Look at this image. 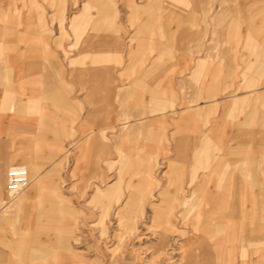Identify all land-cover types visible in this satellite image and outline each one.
Wrapping results in <instances>:
<instances>
[{"label": "rangeland", "instance_id": "1", "mask_svg": "<svg viewBox=\"0 0 264 264\" xmlns=\"http://www.w3.org/2000/svg\"><path fill=\"white\" fill-rule=\"evenodd\" d=\"M14 1L22 3V0ZM24 1L26 2V9H23L26 12L25 17L32 20L33 46L36 53L41 52V57L45 60L51 61L57 58L61 59V62H66L67 70L63 72L65 73L62 77L63 85L69 86L71 93L68 96L69 100L74 99L79 103L76 107L73 105L66 108L64 103L68 98L63 95H61L63 98L61 106L57 99L52 103L48 102L41 98L42 86L38 82L34 97L36 103L30 106L27 104V114L43 116V110L52 107L60 109L64 115H68L71 111L70 108L73 107L76 110L85 109L87 114H90L87 116L88 136L98 131L100 139L89 144L85 156L82 157L79 138L85 133L79 134L73 131L69 136L67 134L59 135L57 138H63V140H57V142L39 137L33 141L34 156L36 157L33 168L24 162H10L11 165L24 164L26 166L30 184L12 198L5 195L3 191L5 203L16 201L30 191L38 174L52 176L57 180L53 184H48L56 189L52 195L54 197L52 205H44L42 209L36 208L33 217H27L24 210L14 211L10 224V227L16 229L27 225L25 224L27 220H31L29 236L32 242L33 238L50 239L52 237L53 239L55 236L57 245L55 247L42 246L41 242L40 245L34 242L33 245L38 244V246L25 250L28 252L27 257L21 259L15 256L12 259L26 264H192L195 260L196 262L193 264H222V255L218 254L220 251L208 250L214 258L211 261L204 258L205 250L201 246L200 239L192 238L190 232L180 222L182 208L164 207L165 204L170 203L169 201L165 203V200H168L169 194L173 193L170 188L166 189L168 176L166 173L171 169L170 159H174L175 166L181 162L178 157L177 143L174 140L177 136L175 124L181 113L180 102L188 101V98H192L193 95L180 93L189 90L184 89L185 87L174 89L173 77L176 73L174 69L176 64L171 58V51L163 53L164 66H169L170 69L165 70L159 82L154 79L150 80L148 89L147 84L142 87L140 82H130L139 66L130 68L126 67L124 63V60L131 57L138 58V50L132 49L134 41H136L135 35L132 33L138 21L143 20V14L138 18L137 14L130 13V10L134 7L142 10L147 2H153L155 6L162 9V7H168L166 0H110L115 3L117 15L113 20L114 29L98 30L97 38L87 35L91 22L89 17H95L94 15L99 10L101 11L103 4L108 0ZM5 2H11V0H0V4ZM219 2L220 0H213L214 9L217 8ZM87 3L91 4L84 11V6ZM128 5L130 6L128 7ZM9 8H13V6H9ZM83 11L86 14L75 23L77 31H73L74 27L70 24L71 18ZM233 18L234 14L231 13L230 17H226L223 22L224 37L230 33L228 28L230 22H236ZM102 20L98 19L97 24L101 25ZM105 21L110 22L109 19ZM61 22L63 35L59 33V23ZM83 26H86L87 30L83 31L84 33L76 42V34L81 31ZM45 37L50 38L49 44ZM226 49L229 51V55L224 62L225 66L227 70L232 69L237 72L240 68L241 53L236 37L232 34L227 39ZM149 56L150 54L147 52V57ZM4 59H8L7 62L12 63L16 60L14 57ZM71 61L73 65H70ZM93 61L95 63L98 61L101 79L106 82L105 84L108 83L111 89L117 91L118 86L132 85L122 89L123 97H127L128 100L127 105L133 102L132 94L141 96L144 105L142 109L138 110L141 111V115L133 116L129 118V121L134 118H143L140 123L142 126L132 131L122 132L117 121V117L122 113H120L119 107L116 106L115 110H111V107H108L103 99L95 98L90 90L93 83V69L91 68ZM126 68L127 71H125ZM95 71L97 72V69ZM42 74L50 75L48 71ZM66 74H68L67 77ZM50 80L53 86L59 85L53 80V77ZM158 89L161 92H167V94L164 96L149 94L158 92ZM45 91H49V89L46 88ZM257 93L260 91L238 92L234 97L238 100L236 105L229 107L225 116L220 120L227 125L225 137L232 138V145L257 142L259 147L264 149V131L262 130L264 108L259 107L250 97ZM219 94V92H212L198 94L196 97L212 99L219 97ZM200 100L198 99L196 102L198 105L194 104L196 108L199 106L212 107V103H219L214 100L212 103L203 104ZM72 103L70 104L72 105ZM97 103L99 108L94 109L93 105ZM8 107L7 111L10 109ZM130 111V114L136 113L133 109ZM220 114L221 109L214 110L207 116V119L209 122L217 121ZM77 120L78 118L71 120V126H74L75 122H78ZM60 121L64 122L63 119ZM237 128H241L240 135L236 133ZM119 133L127 134L128 140L122 141L121 136L115 139L114 136ZM22 139V136L14 137L11 139V145L13 147L21 146ZM126 141H129L130 147L134 149L131 152L128 145H124L128 144ZM211 141L213 145L216 143L213 138ZM136 143L142 144V149L138 152L135 150ZM120 145L121 155L114 154L115 149ZM166 147L170 150L168 153L165 152ZM254 164H257L256 159H252L251 165ZM262 167L263 170L259 172L260 167L258 172L261 176L263 175L264 180V159ZM6 170L3 173L4 176ZM112 186L113 188L109 189ZM163 189L168 190L165 195L161 191ZM120 195L119 203H115V199ZM131 197H134V200L128 207L134 210H129L126 207L123 211L124 215L119 221L117 214L119 210L123 209L122 207L128 205L126 203ZM45 203L47 204V201ZM163 210L169 212V216L173 215L177 222L174 223V229L161 236L159 230L153 226L152 218L157 212ZM262 220L264 221V217ZM244 238L245 241L249 240L248 235H245ZM252 248L251 244L245 248V264H264V260H259L260 254L255 253ZM262 248L264 249V246ZM231 249L234 250L231 252L234 254L231 264H240L239 253L235 249ZM216 256L218 257L216 258Z\"/></svg>", "mask_w": 264, "mask_h": 264}, {"label": "crops", "instance_id": "2", "mask_svg": "<svg viewBox=\"0 0 264 264\" xmlns=\"http://www.w3.org/2000/svg\"><path fill=\"white\" fill-rule=\"evenodd\" d=\"M211 1L212 6L209 4ZM166 2L168 7H162V9L155 6L153 2H147L142 10L137 7L130 10V13L137 14L138 18L143 14V20L138 21L132 33L136 39L132 49L138 50V58L131 57L124 60L126 67L139 66L130 82H140L142 87L147 84L148 89L150 80L154 79L159 82L165 70L170 69L169 66H164L163 53L171 51V58L176 64L174 67L176 73L173 77L174 89L185 87L184 89L189 90L180 93L193 95L192 98H188V101L180 102L181 113L175 124L177 136L174 140L177 143L178 157L181 162L175 166L174 159H170L171 169L166 173L168 175L166 189L170 188L173 193L169 194L168 200H165V203L170 202L165 204V207L183 208L182 202L185 197L183 189L190 180L191 163L188 161L189 159H193V187L195 190L201 191L200 195L207 204L217 198L231 199L232 195L228 192L231 188L240 186L242 182L251 184V182L260 183L263 181L258 172L260 167L261 171L263 170V147H259L257 142L232 145V138L225 137L227 125L220 120L225 116L229 107L236 105L238 100L234 97L238 92L253 93L254 90H259L260 93L250 97L259 107L264 108V70H261L264 69V0L263 3H261L262 0H220L215 9L213 0H166ZM254 3H258L256 4L258 7ZM90 4L87 3L84 6V11ZM9 6H13V8H9ZM23 9H26L24 0L22 3H15L14 0H11V2L0 4V244H2L0 246V264H26L25 262L19 263L12 258L15 256L21 259L27 257L28 252L25 250L38 246V244L33 245L34 242L39 245L41 242L42 246L55 247L57 245L55 236L53 239L52 237L50 239L33 238L32 242L29 236L31 220H27L25 223L27 225H23V227L16 229L10 227L14 211L24 210L27 217H33L36 208L42 209L44 205L53 204L54 197L52 195L56 189L48 184L57 182L56 178L38 174L30 191L22 195L23 198L5 203L3 173L10 166L24 165H11L10 162H24L33 168L36 160L33 141L39 137L57 142V140H63V138H57L59 135L67 134L69 136L73 131L79 134L85 133L79 138L82 157L85 156L89 144L99 138L98 131L88 136L86 127L87 116L90 114L88 115L85 109L76 110L74 107L79 105L78 101L68 98L71 94L69 86H64L62 81L65 74L63 72L67 70L66 62H61V59L57 58L51 61L45 60L41 57V52L36 53L33 46L32 20L25 17L26 12ZM84 11L71 18L70 24L74 27L73 31H77L75 23L85 16ZM231 13L234 14L233 20L236 22H230L228 25L230 33L226 38L224 37L223 22L226 17H230ZM94 16L89 17L91 22L87 35L91 38H97L98 30L114 29L113 20L117 17L114 1H106L101 11L99 10ZM98 19H103L101 25L97 24ZM107 19L110 22H106ZM86 30V26H83L81 31L76 34V42ZM59 33L64 34L62 22L59 23ZM230 34L236 37L241 53L240 68L237 72L232 69L227 70L224 63L229 55L226 42ZM220 35L222 36L220 37ZM41 38L44 39V37ZM45 39L49 44L50 38L45 37ZM147 52L150 54L149 57H147ZM6 57H14L16 60L13 63L7 62L8 59H4ZM95 61L91 65L93 83L90 89L95 98L103 99L106 105L111 107V110H115L116 106L119 107V111L122 113L117 117V121L122 132L132 131L142 126L140 123L143 118H134L129 121V118L141 115V111H138L144 106L141 96L132 94L133 102L127 105L128 100L126 95V98L123 97L122 89L132 85L118 86L117 91L111 89L109 84H105L106 82L101 79V74L98 71L99 64L98 61L96 63ZM72 63L71 61L70 65H73ZM45 71H48L50 75L42 74ZM51 77L59 85L53 86ZM38 82L42 86L41 98L48 102L52 103L57 99L61 106V102L63 103L61 95L68 98L64 107L68 108L74 105L73 108H70L71 111L68 115H64L60 109L57 110L53 107L43 110V116L27 114V104L30 106L36 103L34 97ZM46 88L49 91H45ZM212 92H219V97L212 99L196 97L198 94ZM149 94L164 96L167 92H161L158 89V92ZM197 98L201 99L200 102L203 104L212 103L214 100L219 103H212V107L199 106L196 108L194 104L198 105L196 104ZM7 106L10 108L8 111ZM93 107L98 109L99 104H94ZM132 109L136 113L130 114ZM217 109H221L220 118H217V121L209 122L207 116ZM186 116L187 118H184ZM77 118L78 122L71 126V120ZM60 119H63L64 122H61ZM12 122L14 123L11 124ZM183 126L184 130L180 131ZM262 130L264 131V127ZM236 132L240 134L241 128H237ZM21 136L23 138L22 145L13 147L11 139ZM119 136L122 141L128 140L125 133L123 135L119 133L114 138L117 139ZM212 138L216 141L214 145L211 141ZM222 142L224 143L221 144ZM124 145H128L130 152L134 150L129 143ZM120 147L121 145L115 149L114 154L121 155ZM141 149L142 144L136 143V152ZM169 151V148L166 147L165 152ZM252 159H256L257 164L251 165ZM161 191L165 195L168 190Z\"/></svg>", "mask_w": 264, "mask_h": 264}, {"label": "bare ground", "instance_id": "3", "mask_svg": "<svg viewBox=\"0 0 264 264\" xmlns=\"http://www.w3.org/2000/svg\"><path fill=\"white\" fill-rule=\"evenodd\" d=\"M261 3H263V0ZM209 4L210 6H212V1ZM184 118H187V116ZM182 128H184V126L181 127L180 131L184 130ZM224 142H222L221 144H223ZM188 161L191 163V167L189 171L190 180L188 181L187 186L183 189V193L185 194V197L182 202L183 208L180 215V222L184 224L185 229H187L188 232H190L192 238L200 239V242L202 243L201 246L205 250L204 258L207 261H211L212 258H214V256H211V253H209L208 250H212L213 252L220 251L218 254L221 253L223 263L231 264L232 257H234L233 256L234 254L231 253L232 251H234L231 249L233 248L239 253L240 264H245V258H244L245 248L247 245L251 244L253 246L252 249L254 250V252L260 254L259 260H264V249L262 248L264 246V221L262 220L264 217L263 214L264 213V180L260 183L251 182V184L248 183L246 184L242 182L243 184L241 183L240 186L233 187L231 188V190H228L229 194L232 195L231 199L217 198L211 201L210 204L209 203L207 204L200 195L201 191L200 190L197 191L193 187L194 185L193 159H189ZM259 172H261V170ZM190 187L192 191L190 190ZM111 188H113V186L110 187L109 189ZM120 198L121 195L117 199H115V203H119ZM128 200H129L128 203H126L128 205L122 207L123 209L119 210L117 214L119 217V221L124 215L123 211L125 210L126 207L129 210L133 209V208H129L128 206L130 202L134 200V197H131ZM176 222L177 219H175L173 215L169 216V212L164 210L161 212H157L152 218L153 226H155V228L159 230V234L161 236H164L169 230L174 229V223ZM245 235L249 236L248 241H245L244 238ZM217 257L218 256H216V258Z\"/></svg>", "mask_w": 264, "mask_h": 264}, {"label": "built area", "instance_id": "4", "mask_svg": "<svg viewBox=\"0 0 264 264\" xmlns=\"http://www.w3.org/2000/svg\"><path fill=\"white\" fill-rule=\"evenodd\" d=\"M5 194L9 198L25 190L30 184L27 168L22 165L10 166L5 173Z\"/></svg>", "mask_w": 264, "mask_h": 264}]
</instances>
